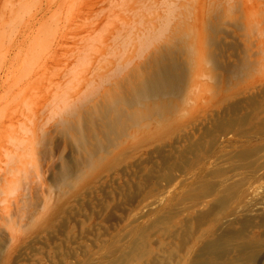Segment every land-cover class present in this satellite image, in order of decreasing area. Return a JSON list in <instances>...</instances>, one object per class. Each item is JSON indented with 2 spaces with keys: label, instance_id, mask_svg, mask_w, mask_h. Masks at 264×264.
<instances>
[{
  "label": "rangeland",
  "instance_id": "374dc122",
  "mask_svg": "<svg viewBox=\"0 0 264 264\" xmlns=\"http://www.w3.org/2000/svg\"><path fill=\"white\" fill-rule=\"evenodd\" d=\"M171 3L0 0V264H264V0Z\"/></svg>",
  "mask_w": 264,
  "mask_h": 264
},
{
  "label": "bare ground",
  "instance_id": "6f19581e",
  "mask_svg": "<svg viewBox=\"0 0 264 264\" xmlns=\"http://www.w3.org/2000/svg\"><path fill=\"white\" fill-rule=\"evenodd\" d=\"M26 5H28V4H26ZM171 5H172L171 0H168V2L166 0V6L168 8V12H167L168 16L165 18V22L161 25L160 29L157 30V33L145 36L148 41L144 44L140 43L142 48L147 49L149 47L150 43H152L153 38H156L157 36L161 37L164 33L169 31L168 29L170 27V24L172 23V15L174 13V10L172 9ZM23 13H24V11H23ZM36 16H38V15H36ZM19 17H20V15H18V18ZM16 19H17V17H16ZM31 22H32V20H31ZM38 57H39L38 55L34 54L32 57V61L38 60ZM23 61H25L24 58H23ZM32 61H31V63L27 62L26 65L28 66V68L31 65H33ZM21 64H23V62ZM21 64L18 67H21ZM23 67H25V66H23ZM55 68L56 67H54V69ZM58 68H60V67H58ZM71 71H69V73ZM167 75H168V72L164 69V71L162 72V74H160L159 77H154V79H152L150 84L147 85V88L144 91L145 94L147 96L148 95L150 96L156 92L162 93L164 88H165V85L167 84V80H168ZM67 101L68 100L61 101L62 103H64V106H65V107H63L64 108L63 110H65V109L67 110V108H70V106H66ZM29 105H31V104H29ZM26 108H28V107L26 106ZM27 110H29V108ZM29 111H31V110H29ZM23 130H25V129H23ZM28 131L29 130H27V132ZM25 132H26V130H25ZM17 150H18V147H17ZM6 155L9 156L6 158L7 159L10 158L11 163H13L15 158H16L15 155H13L12 153H10V154L7 153ZM0 170L2 171V169H0ZM243 170H244V168H243ZM20 172H22V170ZM69 173H70V171L68 169L64 170V172H63V177H64L65 182L67 181ZM216 186H217L216 183L211 181L209 184L204 186V189L206 191L210 192V191L216 190ZM28 188L29 187H27V189ZM238 190H239V185L236 183H233V184L230 183L228 185H224L222 187V191L224 192V196L220 200L219 206H221V208H225V207L228 208L230 206L231 202L234 200L235 196L237 195ZM16 191H17V189H15V188L11 190L12 194H14ZM4 193H5L4 190H0V194H4ZM233 232H235V231H233ZM253 249H254L253 245L250 246L249 243L243 238L242 235L239 236V235L232 233L230 231L229 232L220 231L218 239L213 240L212 242L208 243V245L206 247H204L203 253L201 254V257H199V259L195 262V264H256L255 254L253 252ZM134 250H135L134 252H137L138 250H140V245L136 246ZM229 252H235V256L233 258H230V256L228 255ZM227 258H228V260H227Z\"/></svg>",
  "mask_w": 264,
  "mask_h": 264
}]
</instances>
